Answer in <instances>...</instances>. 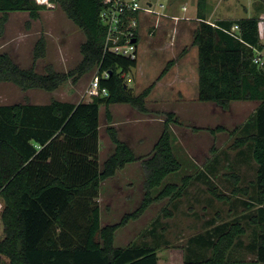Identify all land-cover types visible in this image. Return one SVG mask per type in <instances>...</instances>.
<instances>
[{
  "label": "trees",
  "instance_id": "obj_1",
  "mask_svg": "<svg viewBox=\"0 0 264 264\" xmlns=\"http://www.w3.org/2000/svg\"><path fill=\"white\" fill-rule=\"evenodd\" d=\"M55 1V0H53ZM69 18L84 32L80 44L81 59L67 71H58L46 64L44 72L36 70L35 60L45 54V39L41 35L33 46V64L20 65L10 52L0 50V81H11L19 88L54 90L63 81H76L96 66L99 88L107 94H95L91 100L77 102L52 97L47 103L28 100L0 103V195L4 207L0 214L3 236L2 255L8 264H158V247L151 243L114 245L115 230L129 219L139 217L154 201L180 196L188 180L182 183L167 180L181 167L172 143L171 122L180 123L174 110L165 112L162 130L151 155L138 156L130 143L119 136L112 124L111 103H129L142 113L151 109L147 96L174 64L168 59L156 78L135 92L127 85L124 75L137 65L135 58L104 51L105 27L98 18L102 0H56ZM200 5L202 0H198ZM45 4L36 0H0V37L4 34L8 12L27 11L37 18ZM202 9V8H201ZM192 30L191 44L197 47V99L228 109L233 100L256 101L234 145L247 146L256 167L248 186L240 185V174H227L233 182L231 193L248 196L245 204L255 203L249 217L254 226V258L228 259L227 252L247 231L241 220H233L211 239V253L205 258L183 259V264H263L264 263V55L255 62V50L263 49L259 18L225 17L208 21L204 11ZM238 23L237 31H230ZM139 48V29H135ZM185 51V47L181 52ZM180 52V53H181ZM108 70L107 77L101 76ZM105 105L108 125L105 127L112 143L111 152L100 162L99 109ZM212 131L225 127L216 124ZM144 169V193L140 204L123 213L118 221L101 222L98 201L101 182L113 176L118 168L140 159ZM158 188L155 194L151 190ZM219 200L229 196L217 186L208 188ZM251 198V199H250ZM167 214L171 210L165 208ZM208 238L206 242H209Z\"/></svg>",
  "mask_w": 264,
  "mask_h": 264
},
{
  "label": "rangeland",
  "instance_id": "obj_2",
  "mask_svg": "<svg viewBox=\"0 0 264 264\" xmlns=\"http://www.w3.org/2000/svg\"><path fill=\"white\" fill-rule=\"evenodd\" d=\"M164 1L167 2L165 11L168 15L142 14L143 18L138 26L137 65L124 75L127 85L135 92H139L154 80L168 59L174 58L175 64L190 49L188 44L192 30L190 32L187 28L182 29L183 33L179 37L181 29L179 23L177 26L175 24L180 3H187L190 11H204L210 21L221 16H257L260 40L264 44V0H208L209 6L207 2L206 5H200L197 0ZM54 3V6L41 10L37 18H31L27 11L8 12L4 34L0 37V50L10 52L20 65L31 66L34 43L42 35L45 39V54L35 60L36 70L44 72L46 64H52L58 71H67L74 67L82 57L80 44L85 40V34L67 16L63 6L56 0ZM189 10L186 15L190 13ZM197 21L198 19L195 23ZM183 47L185 51L181 52ZM260 54L264 55V47ZM148 55L152 56L150 61H147ZM144 57L145 64H151L152 75L145 72L148 67L143 68ZM185 63L188 74H191L190 66H194V56H186ZM96 70V66L92 67L76 81L68 78L52 90L53 92L39 87L23 90L11 81H0V103L24 100L44 103L54 96L74 102L84 100ZM175 70L173 68L171 72L172 77ZM172 77L166 83L160 84L156 81L159 94L147 96V106L151 109L147 113L138 111L129 103L109 104L112 119L120 128L119 136L129 140L134 145L136 154L142 158L152 154L154 143L163 127L165 112L174 110L180 123L171 122L172 143L181 167L169 174L167 180L182 183V177L189 176L180 196L154 200L136 222L122 228L123 240L114 238L113 243L126 244L128 239L130 243L145 241L155 244L159 246L158 264H182L185 257L200 259L210 255L211 239L215 237V233L238 219L247 231L234 242L227 252V258H254L256 231L249 224L248 217L255 211V203L248 201L249 204L246 205L244 201L248 200V196L231 193L233 182L227 173L238 172L239 184L249 187L251 197L256 171L252 153L247 146H235L234 139L244 132L240 127L250 116L256 101L233 100L228 109L224 110L212 102L172 98L175 94L168 92V85H190L189 76L185 83ZM100 110L101 150L98 158L103 161L111 152L112 143L105 129L108 125L105 105H100ZM216 124L223 125L225 130L212 131ZM142 158L126 163L113 176L101 182L98 201L102 224L118 221L123 213L140 204L144 193ZM214 185L229 197L223 200L215 198L208 191ZM157 191L158 188L151 190L152 194ZM2 205L0 197V210ZM165 208L171 210V213L167 214ZM2 236L3 226L0 219V238ZM208 238L210 241L205 243ZM0 264H8L4 255Z\"/></svg>",
  "mask_w": 264,
  "mask_h": 264
},
{
  "label": "built area",
  "instance_id": "obj_3",
  "mask_svg": "<svg viewBox=\"0 0 264 264\" xmlns=\"http://www.w3.org/2000/svg\"><path fill=\"white\" fill-rule=\"evenodd\" d=\"M36 1L45 4L46 7H51L55 4L53 0ZM166 7L167 2L164 0H102L98 18L105 27L104 51L135 58L138 53L135 43V29L140 26L142 14L157 16L168 15L165 11ZM181 9L186 10L187 3L183 2ZM238 29V23H234L230 31L235 32ZM253 59L255 62H262L260 53L255 54ZM100 75L107 77L109 71L104 69ZM98 81L99 75L95 73L91 79L88 93L84 100H91L92 96L98 93L107 94L105 87L99 88Z\"/></svg>",
  "mask_w": 264,
  "mask_h": 264
},
{
  "label": "crops",
  "instance_id": "obj_4",
  "mask_svg": "<svg viewBox=\"0 0 264 264\" xmlns=\"http://www.w3.org/2000/svg\"><path fill=\"white\" fill-rule=\"evenodd\" d=\"M206 2H207V5L209 6L208 0H202V3L205 4V5H206ZM197 3H198V0H197ZM181 4L182 3H180V6H179L180 12H177L178 14H176L177 16L175 18L176 19V21H175L176 26H177V23H179L178 25H179V28L181 29V33H179V37H180V34L182 35V33H183L182 29L186 30V28H187L188 31L193 30V28L196 25L195 20L199 19V17L197 16L198 13H196L197 11H194V10L190 11L189 10V6H187L186 10H182L181 9ZM188 10L190 11V13L186 15L185 13ZM205 15H206V13H205ZM225 17H228V16H221V17H216V18H225ZM142 18H141V21H142ZM190 19H194V20H190ZM215 19H213V21ZM208 21H210V20H208ZM140 24H141V22H140ZM179 40H182V39L180 38ZM191 40H192V36H191V38L189 40V44H188V45H190V49L188 48L189 50L187 51V53L184 56H182V58H181L182 60L183 59L184 60L182 61L180 59V61H178L175 64H173L169 68V70L159 80H157V83H160V84L168 82V80L171 79V77H172V73L171 72H172L173 68H176V70L174 71L172 79L175 78V80H178L180 83H183L188 78V76L190 77V82H189L190 85H189V87H186V86L183 87V85L179 84V83H173L174 85L170 84V85L167 86L168 92L175 94L172 98H180V99H185V100H190V99L198 100L197 99V90H198L197 47L195 45L191 44ZM189 54L192 55V57L194 56V66H192V65L190 66L191 67V74H188V71H187V67L188 66L185 63L186 56H188ZM151 57H152L151 55H148L147 61H150ZM145 61H146V57H144V66H143V68L148 67V69L145 72L152 75L153 73L150 70L151 64L150 63L145 64ZM177 64H179V66H177ZM172 86H174V88ZM155 94H159V91H158V88H157L156 84L152 88V90L150 91L148 96H153ZM53 96H54V94H53ZM54 98L59 99L58 97H55V96H54ZM59 100H62V99H59ZM49 101H47V102H49ZM237 101H246L247 102V100H237ZM29 102L37 103L39 101H37V102L29 101ZM47 102H44V103H47ZM111 104H114V103H111ZM253 110H254V108H253ZM100 116H101V110L99 109V120H100ZM112 124L117 128L118 133L120 134V128H119V126L115 125L116 123L113 121V119H112ZM98 129L100 130V124H99V128ZM128 142L130 143V145L134 149V145H132L129 140H128ZM98 144H99V152H100V150H101L100 134H99ZM0 197H1V200H2V203H3L2 208L0 210V211H2V209L4 207V200H3L1 195H0ZM0 214H1V212H0ZM143 214H144V212L141 214V216ZM139 218L140 217H137V218H134V219H130L124 225L119 226L114 232V238H117V240L122 241L123 240V237L121 236L122 228H126V226H128L131 222H136ZM143 236L144 235H142V237ZM127 243H130V240L127 239L126 240V244ZM126 244H121L119 246H124ZM158 263H159V254H158ZM182 264H183V259H182Z\"/></svg>",
  "mask_w": 264,
  "mask_h": 264
}]
</instances>
